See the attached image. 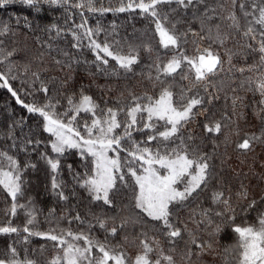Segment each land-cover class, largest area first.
Here are the masks:
<instances>
[{"label": "snow or ice", "instance_id": "snow-or-ice-1", "mask_svg": "<svg viewBox=\"0 0 264 264\" xmlns=\"http://www.w3.org/2000/svg\"><path fill=\"white\" fill-rule=\"evenodd\" d=\"M16 4L36 15L0 20V89L28 114L9 112L0 131L9 240L0 264H264V189L257 198L251 183L264 182V0H0V9ZM45 9L53 18L41 23ZM108 13L147 26L120 38L101 23ZM80 65L115 80L103 89L111 103L77 90ZM248 110L258 131L241 127ZM40 163L59 215L30 193ZM33 238L44 243L31 248Z\"/></svg>", "mask_w": 264, "mask_h": 264}, {"label": "trees", "instance_id": "trees-1", "mask_svg": "<svg viewBox=\"0 0 264 264\" xmlns=\"http://www.w3.org/2000/svg\"><path fill=\"white\" fill-rule=\"evenodd\" d=\"M29 16L30 18L35 17V13L31 12L30 10L21 7L20 5H9L5 9H0V20H8L9 17L13 18V23L15 22V17L20 16ZM40 15V21L41 23H45L50 21L53 18V13L49 12L47 9ZM56 16L60 15V12H55ZM77 22H79V18H77ZM101 23L104 25L105 28H110L111 24H116L117 28L116 31L119 32L120 38L125 37L128 34H131L133 32H137L139 30H142L147 26L146 22L141 20L138 16H135V14H117L116 16H113L111 13L106 14L104 18L101 19ZM96 19L90 18V25L95 26ZM101 39H103V33L101 34ZM61 45H63V42H61ZM74 51V50H73ZM222 51V50H221ZM82 59L87 58L89 62H91L94 57L90 52L85 51V56L81 57ZM114 64V62H110ZM77 67L78 71L76 73V87L77 90L79 89V85L83 84L88 91V93L96 98L98 102L103 104L104 100H109V103L112 102V100L115 97V94H112L109 96L108 93L104 92V86L109 83H115V80L109 81L104 77L103 74H98L95 78L90 76L88 72L85 70L84 65L80 66H74ZM94 70V68H93ZM138 79V78H137ZM135 82V81H134ZM14 86L19 88V83L14 82ZM250 98V97H249ZM9 112H12L16 119H19L21 116L27 117L26 111L22 110L15 104V100L10 96L9 93L5 89H0V131L6 127L7 122L9 121ZM202 119V117H201ZM247 123H245L243 120L241 121V127L243 131L252 132V131H258L259 129V122L255 119V117L252 115L251 110H248L247 112ZM30 124H34V118H29L28 121ZM195 128V125L192 126ZM199 129H196V132L199 133ZM210 150V149H209ZM257 154L261 157H264V149H261L260 147H257ZM231 163L233 165L237 164L238 161L234 158ZM258 171L260 170L257 166ZM32 178V186L30 189V193L37 202L38 207L42 208L45 214L47 213L48 208L55 206L57 208V215L61 212V207L56 204L55 198L46 190V188L50 185V177L46 175L45 172V166L43 163H40L39 170L35 173H30ZM65 180H68L69 178L65 174L64 176ZM253 185V193L256 195L257 198L262 194V189H264V182H259L256 179L252 180ZM3 200L4 197L2 194H0V208L3 207ZM76 201H71L69 205L65 207H71V204H75ZM82 212L87 211V209L81 208ZM20 219L22 220L23 217L21 216ZM41 225L43 229L48 228V224L44 222V217L41 216L40 218ZM245 218L243 215L238 217L237 223L243 222ZM255 220V213L252 214L251 217L248 218L249 222H252ZM65 226H66V222ZM75 227V225H73ZM230 231V230H229ZM9 242L8 238L0 236V250L4 249L6 244ZM44 243L43 241L37 240L33 238L30 242L29 247L31 248H38L40 244ZM232 243V240L225 237L221 240V244L224 246H227L228 244ZM52 249L49 247L48 252L46 255L51 254ZM202 264H223V260L220 256H217L215 259L210 256L203 257Z\"/></svg>", "mask_w": 264, "mask_h": 264}]
</instances>
